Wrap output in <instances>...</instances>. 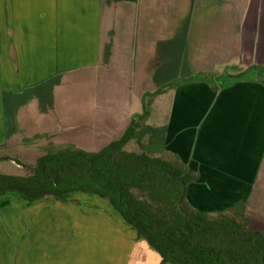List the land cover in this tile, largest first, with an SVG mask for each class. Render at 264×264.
Listing matches in <instances>:
<instances>
[{"label": "crops", "instance_id": "crops-1", "mask_svg": "<svg viewBox=\"0 0 264 264\" xmlns=\"http://www.w3.org/2000/svg\"><path fill=\"white\" fill-rule=\"evenodd\" d=\"M143 108L147 129L124 148L192 173L196 210L242 209L264 231V0H0V159L34 162L47 143L97 151ZM94 111L119 126L105 132ZM59 201L51 240L36 237L26 259L160 264L111 204L77 216ZM5 219L0 264L18 253Z\"/></svg>", "mask_w": 264, "mask_h": 264}, {"label": "trees", "instance_id": "trees-1", "mask_svg": "<svg viewBox=\"0 0 264 264\" xmlns=\"http://www.w3.org/2000/svg\"><path fill=\"white\" fill-rule=\"evenodd\" d=\"M146 108L119 138L97 151L47 143L23 173L0 172V194L63 198L73 192L106 198L160 256V264H264V231L242 209L208 213L193 208L186 184L193 174L147 150H127L147 129ZM179 176L181 180L171 176Z\"/></svg>", "mask_w": 264, "mask_h": 264}, {"label": "rangeland", "instance_id": "rangeland-1", "mask_svg": "<svg viewBox=\"0 0 264 264\" xmlns=\"http://www.w3.org/2000/svg\"><path fill=\"white\" fill-rule=\"evenodd\" d=\"M115 108H118L116 105ZM97 108V107H95ZM120 109V107L118 108ZM96 112H90L89 118L93 120V124H100L98 126L104 129H115L119 126V121L109 116L107 119L104 116H101V119L97 122ZM99 131H96L98 133ZM99 136V134L97 135ZM104 136L103 133L100 134ZM32 140L33 138H29ZM99 144V143H98ZM97 143L91 144L92 147H98ZM3 151H0L2 153ZM4 153V152H3ZM14 153H11V157H13ZM20 163H33L30 159L24 160L22 157L14 156ZM24 169L16 164V161L13 159H0V172L2 173H14L20 174L23 173ZM99 199L96 195L82 192H73L65 195L63 198H54V197H45L40 199H29L25 198L14 192H4L0 194V212L6 216V222L8 225V232L12 237V244L17 246L16 250L18 253H12L11 256L2 255L1 257L6 260L5 264H8V259L11 257V264H42L41 263V255L37 254L35 256H28L26 259L25 252L20 253L27 250L28 252H35V247L33 243L36 242V237L41 239L40 242L45 241L42 236H48L51 240L52 234L55 230V226L59 220H61V216L58 212L60 208L58 207L61 202L59 200H65L70 205V208L73 210L75 215H79L81 210H99V211H108L107 213L111 214L112 207L110 204L105 203L104 201H98ZM90 206L92 208H89ZM115 225L117 229H122L120 227V222L115 221ZM124 231L130 230V226H123ZM83 233V230H82ZM134 241H140V246L142 247V238L138 236L132 237ZM129 237V239H132ZM25 239V241H24ZM25 242V246L23 244ZM19 243L23 245L22 249H19ZM135 243V242H134ZM25 247V248H24ZM92 251L95 252L97 247L92 245ZM31 255V254H30ZM37 257V259H36ZM23 258V260H22ZM2 264V263H1Z\"/></svg>", "mask_w": 264, "mask_h": 264}, {"label": "water", "instance_id": "water-1", "mask_svg": "<svg viewBox=\"0 0 264 264\" xmlns=\"http://www.w3.org/2000/svg\"><path fill=\"white\" fill-rule=\"evenodd\" d=\"M171 176L175 177L178 180H181V178L179 176H175V175H172V174H171Z\"/></svg>", "mask_w": 264, "mask_h": 264}]
</instances>
